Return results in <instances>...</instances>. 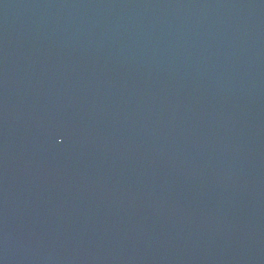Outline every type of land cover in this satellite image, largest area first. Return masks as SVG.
Masks as SVG:
<instances>
[{"label": "water", "instance_id": "obj_1", "mask_svg": "<svg viewBox=\"0 0 264 264\" xmlns=\"http://www.w3.org/2000/svg\"><path fill=\"white\" fill-rule=\"evenodd\" d=\"M0 264H264V0H0Z\"/></svg>", "mask_w": 264, "mask_h": 264}]
</instances>
